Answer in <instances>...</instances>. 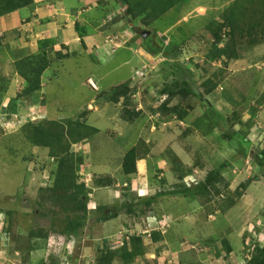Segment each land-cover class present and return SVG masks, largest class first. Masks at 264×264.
<instances>
[{
	"label": "rangeland",
	"instance_id": "obj_1",
	"mask_svg": "<svg viewBox=\"0 0 264 264\" xmlns=\"http://www.w3.org/2000/svg\"><path fill=\"white\" fill-rule=\"evenodd\" d=\"M233 1L186 0L184 16L189 22L181 25L173 26L176 13L156 19L150 27L141 24L144 17L135 20L138 29L130 28L135 37L130 48L112 55L115 49L109 46L103 56H111L110 62L93 69V76L100 75L99 92L89 80L81 82L90 66L80 69L65 62L61 68L56 63L50 70L56 71L57 80L45 90L48 111L41 100L43 106L32 105V96L13 103L24 88V81L17 82L14 63L33 53L14 51L11 63L8 50L0 46V264H31L35 251L43 254L33 264H98L101 257L111 264H158L165 258L170 262L174 258L177 264H264V236L256 237L257 230L264 235L260 211L264 207L256 210L264 198L255 195L253 185L264 178V167L257 160L264 152V110L257 119V107L264 104V28L257 31L262 36L257 37L259 44L245 41L238 47L237 60L214 61L211 55L214 33L208 28L223 23ZM195 5L200 7L198 13L192 12ZM114 14L118 18L119 7ZM199 20L202 23L194 25ZM124 26L127 30L123 21L115 32ZM180 26L186 34L194 32L176 48L167 39ZM144 31L149 32L147 38L141 36ZM122 33L116 36L121 47L128 40ZM228 40L224 36L223 44ZM158 46H164L168 59ZM139 47L151 57L141 56ZM123 60L129 62L121 64ZM33 95L39 99L37 92ZM123 112L140 115L130 125L121 118ZM4 120H13L16 127L11 123L1 127ZM69 121L90 130L79 135V128L68 126ZM38 123L62 138L51 154L28 141L27 125ZM239 131L248 149L232 136ZM71 133L80 136L79 142L73 143ZM123 133H128L129 146L116 139ZM128 147L135 150L136 162L145 160L148 167L162 164L165 178L156 179V172L149 170L143 174L155 196L164 189L162 178L168 182L174 190L169 194L179 199L176 207L154 212L152 198L146 201L147 208L145 200H134L117 213L107 205L93 207L90 201H103L100 194L93 195L96 190H120L135 177L122 174ZM101 166L110 173L103 174L108 171ZM103 183L108 185L101 187ZM226 198L234 206L220 213L218 200ZM188 202L193 203L190 210ZM253 216L256 220L250 223ZM151 219L158 225L147 227L149 221L148 226L155 225ZM160 228L174 234L183 231L180 237L175 235L178 241L173 238L159 246L153 234ZM136 252L139 256L131 262L123 259Z\"/></svg>",
	"mask_w": 264,
	"mask_h": 264
},
{
	"label": "crops",
	"instance_id": "obj_2",
	"mask_svg": "<svg viewBox=\"0 0 264 264\" xmlns=\"http://www.w3.org/2000/svg\"><path fill=\"white\" fill-rule=\"evenodd\" d=\"M98 1L100 0H33V5L31 7L24 8L14 13L0 17V34H1L0 46L1 48L8 50L9 61L12 63L13 61L10 58V54H12L14 51L25 50V51H29L30 53H34L36 52L39 43L45 41L52 42L53 50L55 52H62V54L67 53L69 54L70 57L67 61H64L63 63L58 65L62 66L61 68H63L65 62H72V64H74L75 66H79L80 69H85L87 65L90 66L91 69H87L86 72L87 74L84 76L81 82L83 83V81L86 82L87 80H89L93 85L94 83H96L97 87L94 85L96 88L95 91L99 92L98 84L100 83V79H99L100 75L97 78L93 76L94 73H92V71L93 69L97 70L98 66H100L101 64L105 65L109 63L111 60L110 58L111 56L108 58H105V56H103L104 54L108 53L110 47H112L110 44L107 43L106 41L107 38L110 36H117V34H120L122 32L125 34L126 37H128V40L124 41L125 44L123 47H120L115 51L112 50L113 51L112 55H114L118 52L126 51V49H129L135 37L132 36L133 33L131 32L132 30L130 29L131 26H128L127 30H125V26L121 27L120 29H117V30H121L120 32L118 33L115 32L116 27L121 26L123 20L117 18V14H118L117 12H116L117 14H114L115 11L118 10V6L117 7L114 6L116 5L114 3V0H102V4L99 5L97 3ZM186 6H187L186 2H184L182 5L179 6L177 5L173 7L170 11H168L166 14H164L162 17H165L170 13H176L175 16L176 23H174L173 26H175L176 24L181 25V23L183 22H189V20H187V17L184 16L187 14ZM192 8H194L195 10V11L192 10V12L195 13H198L200 9V7L196 5L193 6ZM202 15H199L198 17H204ZM197 23L201 24L202 21L200 22L199 20L197 22H194V25H197ZM199 28H203V26H200ZM166 32H168V29H166ZM192 32L194 31L192 30L190 34H192ZM165 33H164V37L167 35V33L166 35ZM190 34H186L185 30H183V27L180 26L176 31V35L174 34V36L171 35L170 37L166 36V38L168 37L167 40H170L174 47H179L180 45L185 43L187 39H189ZM161 36L163 35L159 34V37ZM136 50L141 56L144 55L145 58L151 57L147 55L140 47L139 49ZM128 62L129 60H123L121 64H127ZM117 68L118 66H116L114 70H117ZM50 69H47L41 77V89L40 91L37 92V95H39V99H37L36 95H32L31 100H29L30 103H32V105L37 104L40 106L42 105L41 102H43V104L45 103V107H43L45 111L49 110L48 109L49 107H46V101H48L47 100L48 97L46 98V96L48 93L45 90L52 83H55V81L57 80L56 77L57 73H55L56 71H53L54 72L53 74V72H51ZM17 82L20 85H22L23 80L18 78ZM80 85L82 87V84ZM41 96L43 97V99L40 98ZM94 96H96V94ZM91 98H93V96ZM91 98H89L88 105L86 106H89V102L92 101L90 100ZM252 106H254V103L252 104ZM257 108L259 109L257 111V119H261V113L264 110V104L260 103V106ZM104 117H106V115H104ZM129 124L133 125L134 122ZM128 133H123L119 137H118L119 134H117L116 136V139H118L117 141H122L123 144L129 146L130 140L126 136V134ZM127 149L129 150V147ZM135 164L138 175L135 173V175H133L135 177H132L131 180H126L124 184L125 188H121L120 190L119 189L117 190L116 187L115 188L106 187L104 189L103 188L98 189V191L96 190L95 194L93 195L97 197V195L100 194L103 198V201L95 198V200L90 201L91 203H93L94 205L93 207H97V206L100 207L107 205L108 207H114L109 209L111 210V212L114 211L115 213H117L120 207H123L122 206L123 204L130 205L129 203L133 202L134 200L145 203L147 200H151V198L153 199V202L157 204V208H156V204L154 205L153 203V207H154L153 211L155 212L156 210L157 213H159L157 210L159 209V207L166 208L167 210L169 206L176 207L178 205L177 204L179 202L178 201L179 199H177L178 196L176 194H173V192L172 194H169V192L174 190L170 189L171 187L168 185V182L167 184H165L166 182L163 178L160 183L164 185L163 187L164 189H160L161 192L158 193L157 196L153 194L152 188L150 192V188L147 186L146 174H143V171L149 170V172H154V173L156 172L157 175L156 179L160 177H164V174H161V171H163L164 168L161 163L157 162L154 163L152 166L150 165L151 167H148L146 166V161L141 160V161H137ZM103 167L104 166H101L100 170H102ZM104 168L107 171L109 170L107 167ZM101 172L103 174L110 173V171H108V173H104L103 171ZM257 180L258 181L253 182V185L255 187V188L253 187L254 193L256 196H258V198L259 197L264 198V178L263 179L261 178V181L259 180V178ZM119 191H121L122 194L124 193V195L126 196L125 197L121 196ZM262 203L258 206L256 210H258L260 207L261 208L264 207V202ZM192 205H193L192 202H188L186 208L190 210V207ZM93 207L90 209V212H92ZM192 209L194 208L192 207ZM262 210L264 212V208L260 209V211ZM181 216L182 215L178 214L175 217H179L180 220ZM165 217L166 216H164V218ZM155 218H158L157 215L155 216ZM255 218L256 217L253 216V218H251L250 223ZM151 221L155 222L156 220L151 219ZM149 222H147L146 224L147 227L149 228L156 226V224L158 225V223L155 222V225L149 224L150 226H148ZM235 224H239L237 220ZM103 226L107 227V224L105 223L103 224ZM182 231L183 230L180 231L176 230L174 234V232L173 233L169 232L168 229L166 231H162V229L160 228V233L157 232L158 233L157 238L159 239L157 244H159V246H162L163 243L167 244L168 242H170V240H173V238L180 237ZM256 233H258L256 237L260 238L264 236L258 230L256 231ZM176 240L178 241V238ZM84 248L85 247H83V249ZM227 248L230 247L227 246L226 250ZM42 254L43 251L33 252V254L31 255L30 263L33 264L35 261H38L41 258ZM170 261L171 258L170 259L165 258V261L163 263H161V260L160 261L157 260V263L177 264L174 258L172 262Z\"/></svg>",
	"mask_w": 264,
	"mask_h": 264
},
{
	"label": "trees",
	"instance_id": "obj_3",
	"mask_svg": "<svg viewBox=\"0 0 264 264\" xmlns=\"http://www.w3.org/2000/svg\"><path fill=\"white\" fill-rule=\"evenodd\" d=\"M185 1L186 0H114V3L116 4L114 6H118L120 9V15L118 19H122L126 26H131V28L138 29L135 27L136 23H134V21L138 18L143 20L144 17V21H141V24L143 22L142 25L145 27H150V25L156 19L162 17L173 7L182 5ZM97 3L98 5L102 4V0L98 1ZM32 5L33 0H0V17L14 13L24 8H29ZM223 20V23H212L208 28L209 32L213 31L214 33L213 44L215 47V52L211 54L213 56L212 59L214 61H218L220 59H224L226 61L237 60L239 58L238 47L245 41H249L252 46L259 44L258 39L262 36L257 34V31L259 28H264V0H234L230 5V8L225 13ZM224 36L229 37V40L223 44ZM151 37L156 38L157 36L154 35ZM221 44H223V46L219 48ZM157 49L158 52L165 53V51H163L164 46H158ZM165 55L168 59L169 54L166 52ZM69 58V54L55 52L53 50V43L45 41L39 43L37 51L31 54L28 58L19 59L16 61L14 63V69L17 76L24 81V88L19 94H17L15 99H13V103H16L19 100H29L34 93L40 91L41 76L43 72L52 68V66H54L56 63L61 64L64 61H67ZM182 83L184 86L186 85L184 81H182ZM195 92L196 91H190L191 95L197 97L198 95ZM115 95L117 96L119 94L115 93ZM207 107L211 111V107L208 105ZM139 115V113L129 114L123 112L121 118L125 122L132 123L139 118ZM216 121L218 123L221 122L219 119ZM67 125L70 127H78L79 130L77 129V131L79 132V135L81 130L85 128L89 129L87 126L77 124L75 121H69ZM26 128L29 131L28 141L33 146L47 148L50 150L51 154L54 151L55 146L61 145L62 138L60 135L55 133L52 129H46V127L41 123L28 124ZM79 135L75 136L74 133L72 134L70 138L73 140V143L79 142ZM232 136L236 140L238 139L239 143L248 149L249 144L247 140H245V136L241 135L240 132H235ZM135 156L136 153L133 149L129 150L125 154L122 163L123 175H133L136 173ZM257 160L258 165L260 167H264V152L257 156ZM103 184L104 185L101 187H106V185H108V183ZM148 205L149 203H146L143 206L147 208ZM233 206L234 202L229 198H226V200H218L217 210L220 213H225ZM157 235L158 234L156 233L153 234L154 237H157ZM134 239L139 241L141 238ZM227 251H229L228 248ZM137 256H139L138 252L132 253L123 259H128L127 262H131L130 260ZM111 262L112 261L107 259V257L98 258V264H111Z\"/></svg>",
	"mask_w": 264,
	"mask_h": 264
},
{
	"label": "built area",
	"instance_id": "obj_4",
	"mask_svg": "<svg viewBox=\"0 0 264 264\" xmlns=\"http://www.w3.org/2000/svg\"><path fill=\"white\" fill-rule=\"evenodd\" d=\"M107 43L108 44H110V45H112V47H113V49H118V48H120L122 45L121 44H119L118 42H117V37L116 36H110V37H108L107 38ZM88 84H89V86L92 88V89H94V90H96L95 89V86L90 82V81H88ZM9 123H11L10 124V126L11 127H14V125H15V127H16V124L13 122V120H4V122L2 123V126L1 127H7L8 126V124ZM0 125H1V123H0Z\"/></svg>",
	"mask_w": 264,
	"mask_h": 264
},
{
	"label": "water",
	"instance_id": "obj_5",
	"mask_svg": "<svg viewBox=\"0 0 264 264\" xmlns=\"http://www.w3.org/2000/svg\"><path fill=\"white\" fill-rule=\"evenodd\" d=\"M149 35V32H146V31H144V32H142V38H147V36Z\"/></svg>",
	"mask_w": 264,
	"mask_h": 264
}]
</instances>
